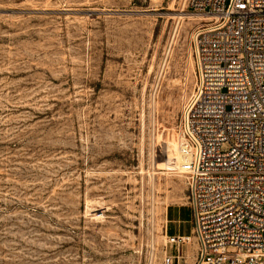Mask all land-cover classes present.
<instances>
[{"label":"rangeland","instance_id":"374dc122","mask_svg":"<svg viewBox=\"0 0 264 264\" xmlns=\"http://www.w3.org/2000/svg\"><path fill=\"white\" fill-rule=\"evenodd\" d=\"M200 22L188 0H0V264L195 263L193 234L167 243L189 205L166 163Z\"/></svg>","mask_w":264,"mask_h":264},{"label":"built area","instance_id":"2783aa9c","mask_svg":"<svg viewBox=\"0 0 264 264\" xmlns=\"http://www.w3.org/2000/svg\"><path fill=\"white\" fill-rule=\"evenodd\" d=\"M188 8L202 20L190 41L195 84L178 117L177 172L194 264H264V0H188Z\"/></svg>","mask_w":264,"mask_h":264},{"label":"crops","instance_id":"0c3cea01","mask_svg":"<svg viewBox=\"0 0 264 264\" xmlns=\"http://www.w3.org/2000/svg\"><path fill=\"white\" fill-rule=\"evenodd\" d=\"M191 210L189 207L170 208L167 212L166 234L168 236L189 237L192 234V227L186 225L192 221Z\"/></svg>","mask_w":264,"mask_h":264},{"label":"bare ground","instance_id":"6f19581e","mask_svg":"<svg viewBox=\"0 0 264 264\" xmlns=\"http://www.w3.org/2000/svg\"><path fill=\"white\" fill-rule=\"evenodd\" d=\"M200 20H202L201 17H200ZM176 143H177V148H178L177 150H178V153L180 155L179 139L178 140L176 139ZM173 159H175L176 162H172ZM172 163H174V165H176L174 167H177L179 169L180 168V165H181V158H180V156L174 155V157H172L171 155H169L168 158H167V163L166 164H172ZM178 169H177V171H178Z\"/></svg>","mask_w":264,"mask_h":264}]
</instances>
